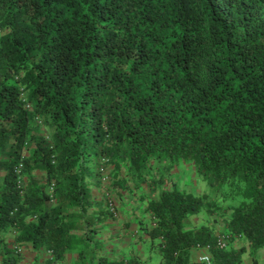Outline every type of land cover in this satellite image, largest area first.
<instances>
[{"label": "trees", "instance_id": "trees-1", "mask_svg": "<svg viewBox=\"0 0 264 264\" xmlns=\"http://www.w3.org/2000/svg\"><path fill=\"white\" fill-rule=\"evenodd\" d=\"M263 249L264 0H0V264Z\"/></svg>", "mask_w": 264, "mask_h": 264}, {"label": "rangeland", "instance_id": "rangeland-1", "mask_svg": "<svg viewBox=\"0 0 264 264\" xmlns=\"http://www.w3.org/2000/svg\"><path fill=\"white\" fill-rule=\"evenodd\" d=\"M185 169L187 168L180 167L179 169H177V173L175 172L177 179L180 183V187L186 188L187 190L193 191V192H203L205 190V185L200 183L201 181L197 176H195L193 173H189L188 171H185ZM196 219L200 220L199 218H196ZM192 222L195 223L196 220L192 219ZM134 227L136 228V224L134 225ZM111 229L113 231V227ZM126 230H122L120 228L117 229L118 233L121 231L120 232L121 237L117 239V242H115L114 240L116 237L107 238L106 245L108 247L104 249L102 253H104L105 255H110V256L115 255L116 257V256H122L123 253H126L127 251L132 250V249L136 252L137 251L136 246L135 247L131 246L129 250L124 252L125 247H127V245L129 244H133L134 242L133 238L131 237L126 238V236H122L125 234ZM116 243H118L123 248L117 250V248H119V245ZM199 254H202V253L200 252ZM259 261H260V264H264V249L259 252ZM69 264H74V259H72Z\"/></svg>", "mask_w": 264, "mask_h": 264}, {"label": "built area", "instance_id": "built-area-1", "mask_svg": "<svg viewBox=\"0 0 264 264\" xmlns=\"http://www.w3.org/2000/svg\"><path fill=\"white\" fill-rule=\"evenodd\" d=\"M16 171L19 172L20 171V168H17ZM218 245L220 247H222V248H224L226 246V242H225L224 238H221L219 240ZM199 261L202 262L203 264H212V259H211V257L208 254H201L199 256Z\"/></svg>", "mask_w": 264, "mask_h": 264}, {"label": "crops", "instance_id": "crops-1", "mask_svg": "<svg viewBox=\"0 0 264 264\" xmlns=\"http://www.w3.org/2000/svg\"><path fill=\"white\" fill-rule=\"evenodd\" d=\"M25 253L28 255V257L30 258L31 261H33V260L35 259V257H36L35 252L26 251ZM198 255H199V254L197 253V256H198ZM45 256H48V255L45 254Z\"/></svg>", "mask_w": 264, "mask_h": 264}]
</instances>
